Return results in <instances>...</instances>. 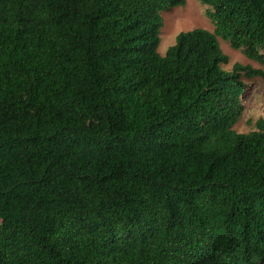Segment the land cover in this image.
Instances as JSON below:
<instances>
[{"label": "trees", "instance_id": "obj_1", "mask_svg": "<svg viewBox=\"0 0 264 264\" xmlns=\"http://www.w3.org/2000/svg\"><path fill=\"white\" fill-rule=\"evenodd\" d=\"M199 1L0 0V264H264V0Z\"/></svg>", "mask_w": 264, "mask_h": 264}, {"label": "rangeland", "instance_id": "obj_2", "mask_svg": "<svg viewBox=\"0 0 264 264\" xmlns=\"http://www.w3.org/2000/svg\"><path fill=\"white\" fill-rule=\"evenodd\" d=\"M209 6L203 5L199 0H185V5L161 12L163 26L161 28L160 43L157 49L159 55L164 56L167 49L175 44L176 36L180 32L194 29H204L214 32V25L208 18ZM221 50L228 56L229 62L224 65L225 70L230 71L234 63L250 65L254 69L264 71V59L250 58L244 49H234L230 43L218 37ZM256 54V53H255ZM264 58V53L261 52ZM246 91L242 98L243 112L234 129L240 133H246L255 129L254 123L258 119H264V79L255 77L246 79Z\"/></svg>", "mask_w": 264, "mask_h": 264}]
</instances>
